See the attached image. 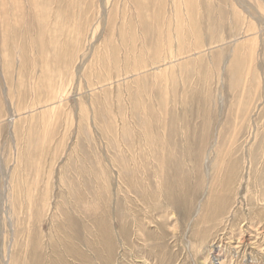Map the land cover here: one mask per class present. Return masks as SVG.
<instances>
[{
	"label": "rangeland",
	"instance_id": "obj_1",
	"mask_svg": "<svg viewBox=\"0 0 264 264\" xmlns=\"http://www.w3.org/2000/svg\"><path fill=\"white\" fill-rule=\"evenodd\" d=\"M0 264H264V0H0Z\"/></svg>",
	"mask_w": 264,
	"mask_h": 264
}]
</instances>
